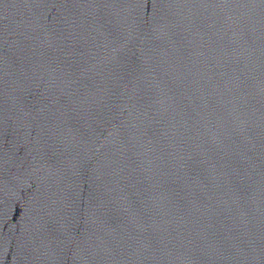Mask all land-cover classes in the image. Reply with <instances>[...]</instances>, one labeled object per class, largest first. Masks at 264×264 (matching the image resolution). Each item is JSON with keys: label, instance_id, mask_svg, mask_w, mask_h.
<instances>
[{"label": "water", "instance_id": "obj_1", "mask_svg": "<svg viewBox=\"0 0 264 264\" xmlns=\"http://www.w3.org/2000/svg\"><path fill=\"white\" fill-rule=\"evenodd\" d=\"M0 264H264V0H0Z\"/></svg>", "mask_w": 264, "mask_h": 264}]
</instances>
